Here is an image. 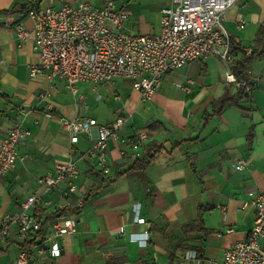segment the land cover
Masks as SVG:
<instances>
[{
	"label": "crops",
	"instance_id": "crops-1",
	"mask_svg": "<svg viewBox=\"0 0 264 264\" xmlns=\"http://www.w3.org/2000/svg\"><path fill=\"white\" fill-rule=\"evenodd\" d=\"M24 1L0 0V141L14 122L29 131L16 147L19 157L14 167L0 177V221L36 191L37 177L58 161L79 158L89 146L94 130L70 144L62 120L93 117L104 124L123 116L122 136L144 132L147 144L155 141L164 151L143 175L125 170L146 146L120 154L122 146L110 139L113 169L108 175L80 159L78 193L102 187L82 207L74 234L57 237L60 255H38L35 242L33 264H194L181 254L185 250H195L203 264L217 263L251 227L255 211L245 201L264 191V54L249 63L251 85L246 96L219 114H211L213 103L225 92L234 94L237 86L224 81L228 65L211 55L165 72L149 101L143 102L125 78L80 83L73 96L62 79L29 74L38 62V51L30 38L19 41L14 35L19 21L28 30L34 27L28 10L19 9ZM78 1L42 0L40 5L59 8ZM168 3L117 0L128 13L124 28L133 34L158 33L161 9ZM241 20L244 26L238 28ZM262 23L264 0H236L223 15L229 37L245 51ZM238 55L233 51L234 58ZM181 140L185 141L174 145ZM240 160L246 165L236 169ZM116 172L122 174L107 184ZM134 204H139L143 224L134 222ZM144 231L147 244L140 246L130 235ZM19 248L14 236L0 242V264L13 260Z\"/></svg>",
	"mask_w": 264,
	"mask_h": 264
},
{
	"label": "built area",
	"instance_id": "built-area-1",
	"mask_svg": "<svg viewBox=\"0 0 264 264\" xmlns=\"http://www.w3.org/2000/svg\"><path fill=\"white\" fill-rule=\"evenodd\" d=\"M235 2L169 0L161 9L159 31L153 35L127 32L124 25L128 13L117 6V0H79L74 5L63 4L59 8L39 4L28 10L34 20L33 29H26L19 21L14 25V35L19 41L30 38L38 51V62L31 66L29 74L60 78L73 96L78 94L80 83H111L116 78H125L132 81L133 89L143 102L149 101L165 72L207 55L223 60L228 65L224 81L244 86L246 92L251 82L247 84L237 79L230 70L229 63L234 56L223 24L224 13ZM243 26L244 21H239L237 27ZM245 52L249 54V50ZM39 97L43 99L44 94L40 93ZM125 121L123 116L104 124L93 117L62 120L70 144L77 143L82 133L90 135L94 130L95 135L79 158L56 162L53 169L36 178V191L27 195L15 210L3 215L0 242L14 236L20 243L17 255L7 264H33L31 254L35 242L38 255H60L56 239L63 234H74L83 207L82 195L78 193L83 169L78 161L92 162L97 171L108 175L113 169L108 147L110 139L122 146L120 154L127 148H143L148 142L144 132L122 136L120 129ZM28 134L18 122L6 131L0 141V177L14 167L19 157L16 147ZM245 165L246 162L240 160L235 168ZM244 205H251L255 211L251 227L215 264H264V191ZM138 208L139 204L133 205L134 222L143 224L145 221L139 216ZM130 237L140 246L147 244V231L132 233ZM181 254L194 264H203L195 250Z\"/></svg>",
	"mask_w": 264,
	"mask_h": 264
},
{
	"label": "trees",
	"instance_id": "trees-1",
	"mask_svg": "<svg viewBox=\"0 0 264 264\" xmlns=\"http://www.w3.org/2000/svg\"><path fill=\"white\" fill-rule=\"evenodd\" d=\"M41 1L42 0H25L21 5H19V9L29 10L33 7H37ZM229 46L232 53L233 51H237L239 54L238 57L234 58L229 63L232 74L237 79L243 80L247 84H249L251 82V78L249 75V63L255 55L264 54V23H262L258 27L255 33V38L249 50V54H246L245 50L241 46L236 44L232 38H229ZM245 96L246 92L244 86H238L236 92L232 95L228 92H225L213 103L214 109L211 114L213 115L221 113L223 108L227 105H239V102ZM183 141L185 140L176 141L174 145L177 146ZM163 151L164 148L162 145L156 143L155 141H150L146 145L145 153L141 157L136 158L132 165L125 171H134L143 175L145 168L154 160V157ZM120 174L122 173L116 172L114 174V177L110 181H108L107 184L112 183V181L120 176ZM101 187L102 185L98 184L88 188V190L82 195L83 206L88 201L90 196H92Z\"/></svg>",
	"mask_w": 264,
	"mask_h": 264
}]
</instances>
